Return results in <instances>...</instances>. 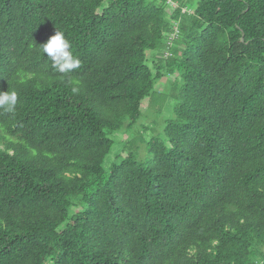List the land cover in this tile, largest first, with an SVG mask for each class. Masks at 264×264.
<instances>
[{
  "label": "trees",
  "instance_id": "obj_1",
  "mask_svg": "<svg viewBox=\"0 0 264 264\" xmlns=\"http://www.w3.org/2000/svg\"><path fill=\"white\" fill-rule=\"evenodd\" d=\"M174 1L0 0V264H264V0ZM170 75L168 141L106 171Z\"/></svg>",
  "mask_w": 264,
  "mask_h": 264
},
{
  "label": "rangeland",
  "instance_id": "obj_2",
  "mask_svg": "<svg viewBox=\"0 0 264 264\" xmlns=\"http://www.w3.org/2000/svg\"><path fill=\"white\" fill-rule=\"evenodd\" d=\"M148 55L151 56V53L149 52ZM153 64L151 63L152 67ZM175 78L174 75H170L157 81L155 92L143 101L142 115L131 130L124 129L110 135L115 144L105 160L106 171H110L112 165L119 161L121 152L128 153L131 149L135 151L139 161L144 163L149 161L152 156L148 151V141L152 137L168 141L165 129L180 105L183 85L181 77L176 80Z\"/></svg>",
  "mask_w": 264,
  "mask_h": 264
},
{
  "label": "clouds",
  "instance_id": "obj_3",
  "mask_svg": "<svg viewBox=\"0 0 264 264\" xmlns=\"http://www.w3.org/2000/svg\"><path fill=\"white\" fill-rule=\"evenodd\" d=\"M41 51L51 61L52 66L62 73H70L80 66V61L71 52L70 42L65 35L57 30L46 43L40 44ZM73 92L78 91V87L72 88ZM18 103L16 91H0V109L7 113H13Z\"/></svg>",
  "mask_w": 264,
  "mask_h": 264
},
{
  "label": "built area",
  "instance_id": "obj_4",
  "mask_svg": "<svg viewBox=\"0 0 264 264\" xmlns=\"http://www.w3.org/2000/svg\"><path fill=\"white\" fill-rule=\"evenodd\" d=\"M168 3V10L170 12H173L179 5L177 2H175L174 0H167ZM183 11H187L186 8L183 9ZM178 34H179V28H178V23L174 24V31L170 34L169 38H168V48L165 52V56L171 57L172 56V48L175 44V40L176 38H178Z\"/></svg>",
  "mask_w": 264,
  "mask_h": 264
}]
</instances>
